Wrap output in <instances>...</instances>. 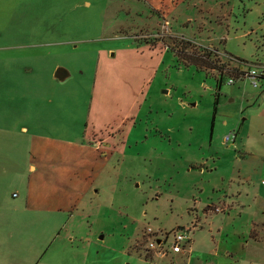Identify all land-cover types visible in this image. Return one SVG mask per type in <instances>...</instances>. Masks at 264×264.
Instances as JSON below:
<instances>
[{
	"label": "rangeland",
	"instance_id": "rangeland-1",
	"mask_svg": "<svg viewBox=\"0 0 264 264\" xmlns=\"http://www.w3.org/2000/svg\"><path fill=\"white\" fill-rule=\"evenodd\" d=\"M225 52L264 62V0H0V264H164L147 227L193 229L166 264H264V79L217 91Z\"/></svg>",
	"mask_w": 264,
	"mask_h": 264
},
{
	"label": "built area",
	"instance_id": "built-area-1",
	"mask_svg": "<svg viewBox=\"0 0 264 264\" xmlns=\"http://www.w3.org/2000/svg\"><path fill=\"white\" fill-rule=\"evenodd\" d=\"M223 56L233 63L232 68L228 70V73L224 77L226 84H233L236 81H248L252 87H257L259 81L264 78V62L239 59L227 52ZM229 137L230 135L228 134L225 136V139ZM192 230L191 228L177 229L161 234L158 237H151L152 230L147 227L146 233L150 238L147 239L146 249L152 253L154 252L156 257L179 253L186 248V245L190 241V233Z\"/></svg>",
	"mask_w": 264,
	"mask_h": 264
},
{
	"label": "crops",
	"instance_id": "crops-1",
	"mask_svg": "<svg viewBox=\"0 0 264 264\" xmlns=\"http://www.w3.org/2000/svg\"><path fill=\"white\" fill-rule=\"evenodd\" d=\"M231 14H232V9L230 11L229 10L227 11V20L230 19ZM228 25H229V23H227V21H226V26H228ZM231 54L233 55V53H231ZM233 56L236 57V58H239V59H245V58L242 57L243 55L238 54V53H234ZM45 143L48 144V142H45ZM36 148L38 149L37 156H39L41 159H44V158L51 159L52 158L51 157L52 156V151L51 150L47 151L43 147H42V150H41L40 146H37ZM42 171H41L42 176H40V178L41 179L45 178L46 181H47L48 178H47V174L45 173L46 170L42 169ZM259 187H260V189H252V190L248 191L249 194H250V199L252 200V202H250L248 204V206H247V207H251V208L253 206L254 207V212L259 214L258 217L253 219L252 226L249 229L250 230L249 231L250 239H248V240H252L253 242H257V243L261 241V239H259L260 235L258 234V232L260 233V231H258L257 229H260L262 231V228H264V216H263L264 215V185L259 186ZM36 189H37V190H35L36 191V197L34 199H30V201H32V202H28V198H26V202L30 206H32V207H34V208H36L38 210L47 211V212H49V211H58V210H60V211L66 210L64 208L65 206L59 205L57 202L53 201L52 198H42V192L45 193L44 197L52 195V188L47 187V188H45L46 189L45 190L44 188H42L39 185V188H36ZM30 193H31V191H30ZM65 194L74 195L73 192H66ZM66 197L67 198L70 197L69 199H66V202H69L68 207L73 208L74 206H76V202H78V201H76V198L75 199L74 198L71 199V196H66ZM207 212H208V210H205V214L206 215L208 214ZM199 227H202V224H199ZM251 233L253 235H255V237H256L255 239H253V236L251 235ZM242 242H243L242 246L248 244L246 238L243 239ZM235 245H238V244H235ZM188 246L189 245H187V247ZM185 250H187V248H185L183 251H181L179 253L168 254V255H170V256H168V258H162V259L160 258L159 261L163 260V263L166 264L167 263L166 262L167 259L169 261L182 260L184 258L183 256L185 255V253L189 252L190 248L187 250V252H185ZM50 264H52V263H50Z\"/></svg>",
	"mask_w": 264,
	"mask_h": 264
},
{
	"label": "water",
	"instance_id": "water-1",
	"mask_svg": "<svg viewBox=\"0 0 264 264\" xmlns=\"http://www.w3.org/2000/svg\"><path fill=\"white\" fill-rule=\"evenodd\" d=\"M70 76V70L63 65H57L53 70V77L60 82L65 81Z\"/></svg>",
	"mask_w": 264,
	"mask_h": 264
},
{
	"label": "trees",
	"instance_id": "trees-1",
	"mask_svg": "<svg viewBox=\"0 0 264 264\" xmlns=\"http://www.w3.org/2000/svg\"><path fill=\"white\" fill-rule=\"evenodd\" d=\"M204 51L206 52V53H204V56H206V55L209 56V54L212 53L211 50L204 49ZM222 82H224V77L222 78V76H219L216 78L215 85H216L217 91L220 89Z\"/></svg>",
	"mask_w": 264,
	"mask_h": 264
}]
</instances>
